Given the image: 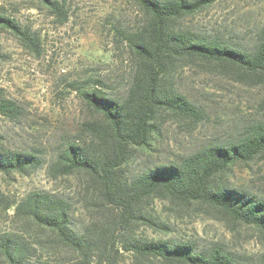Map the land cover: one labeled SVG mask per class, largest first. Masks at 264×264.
I'll use <instances>...</instances> for the list:
<instances>
[{"label": "rangeland", "instance_id": "rangeland-1", "mask_svg": "<svg viewBox=\"0 0 264 264\" xmlns=\"http://www.w3.org/2000/svg\"><path fill=\"white\" fill-rule=\"evenodd\" d=\"M58 1L59 14L42 0H0V13L33 38L27 44L0 28V95L17 106L13 116L0 113V147L29 151L40 159L24 172H0V235L29 243L32 264L67 263L74 254L50 230L17 212L29 193L47 192L65 200L78 231L91 224L105 226L116 213L98 198L87 173H63L58 159L68 144L90 142L87 122L103 120L81 92L98 90L119 101L127 97L138 63L129 37L141 32L149 17L135 0ZM175 27L252 52L264 37V0H212L178 19ZM167 81L201 110L202 118L191 121L164 112L150 147L132 150L125 166L129 178L208 145L235 141L254 124L264 123V83L238 82L212 65L189 59L173 62ZM226 176L231 188L264 200V152L235 163ZM144 211L158 226L139 220L130 231L133 237L193 242L199 251L219 248L234 264L264 263V230L212 205L156 197ZM118 248L112 253L114 264H141ZM0 264H5L2 255Z\"/></svg>", "mask_w": 264, "mask_h": 264}, {"label": "trees", "instance_id": "trees-1", "mask_svg": "<svg viewBox=\"0 0 264 264\" xmlns=\"http://www.w3.org/2000/svg\"><path fill=\"white\" fill-rule=\"evenodd\" d=\"M53 12L61 13L58 0H42ZM148 14L141 32L129 37L138 58L133 83L123 101L102 91H83L86 105L98 111L102 121L85 124L90 142L68 144L58 167L69 173L82 170L92 181L96 195L116 211L104 225L91 224L84 231L73 228L69 204L47 192H31L17 204V212L50 230L59 245L74 258L62 264H114L112 253L119 248L135 259L163 264H234L219 248L199 251L193 242L133 237L139 220L158 226L144 209L156 197L172 201H198L225 211L235 220L264 230V200L231 188L225 180L237 162H248L264 152V123L254 124L242 137L228 143L208 145L176 162L158 164L134 178L125 175L132 150H145L159 134L162 114L191 121L202 118L201 110L179 94L167 79L176 60L189 59L212 65L231 79L248 85L264 83V37L252 52L177 29L175 22L189 16L212 0H135ZM0 28L10 29L25 43L32 33L13 18L0 13ZM16 104L0 95V113L13 116ZM40 159L29 151L0 147V172H24L37 167ZM0 197H4L0 192ZM121 244L120 246H117ZM33 247L18 237L0 235V255L5 264H32ZM264 264V263H263Z\"/></svg>", "mask_w": 264, "mask_h": 264}]
</instances>
